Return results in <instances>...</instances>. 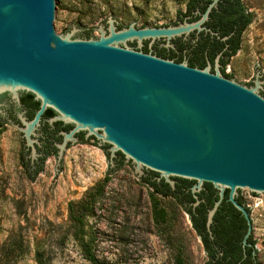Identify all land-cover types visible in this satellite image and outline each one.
I'll use <instances>...</instances> for the list:
<instances>
[{"label": "water", "instance_id": "95a60500", "mask_svg": "<svg viewBox=\"0 0 264 264\" xmlns=\"http://www.w3.org/2000/svg\"><path fill=\"white\" fill-rule=\"evenodd\" d=\"M213 0L202 17L175 27L116 30L110 21L108 34L99 39L58 35V0H0V117L7 119L10 98L25 146L35 154V131L48 109L72 126L58 144L60 160L67 143L101 139L135 169L144 167L158 175L171 189L175 178L194 181L197 194L204 183L218 191V200L207 212L206 228L221 204L225 191L233 207L244 217L247 230L242 246L252 234V223L240 194H264V96L255 87L237 84L220 71L219 57L204 69L189 67L131 49L136 41L166 42L187 37L203 28ZM151 46L149 45V48ZM31 95L39 103L27 120L19 95ZM255 258L256 253L252 252Z\"/></svg>", "mask_w": 264, "mask_h": 264}, {"label": "rangeland", "instance_id": "374dc122", "mask_svg": "<svg viewBox=\"0 0 264 264\" xmlns=\"http://www.w3.org/2000/svg\"><path fill=\"white\" fill-rule=\"evenodd\" d=\"M190 0H58V35L75 38L85 30L91 38L116 30L175 27ZM252 21L229 59L225 74L264 93V0H241ZM194 31V30H193ZM191 31V32H193ZM190 32V33H191ZM189 33V34H190ZM188 34V35H189ZM154 42H149L152 46ZM166 42H164L165 44ZM264 96V95H263ZM22 138L9 125L0 129V264H36L34 245L51 243L50 264H91L82 246L92 240L96 264H205L207 256L189 216L170 198L153 196L131 160H110L111 148L101 140L67 143L60 160L49 158L33 178L24 165ZM106 149V150H105ZM108 173L110 175L108 176ZM107 179L77 240L66 235L68 206ZM239 197L249 210L257 264H264V194ZM161 209L165 216L157 218ZM66 236V238H65ZM64 238V239H63ZM64 245L55 248V245Z\"/></svg>", "mask_w": 264, "mask_h": 264}, {"label": "trees", "instance_id": "16d2710c", "mask_svg": "<svg viewBox=\"0 0 264 264\" xmlns=\"http://www.w3.org/2000/svg\"><path fill=\"white\" fill-rule=\"evenodd\" d=\"M202 0H190L187 4V12L188 14L191 13L192 9L199 4V2ZM223 2L220 3V12L213 11L212 16H218V19L222 21V24H218V26L221 28L223 33H219V38L217 37H200L193 41V43H185L180 42L179 40L174 41L176 50L171 51V56H178V62L181 61V55L184 50L187 51V53H191V57L188 60V66L192 68L197 69H204L206 66V61L208 59L209 64L213 65V62L215 61L216 57H220L223 55L222 63V70L221 74L225 78H232L230 75H227L224 73L225 66H227L229 59L233 57L236 52L239 50L240 47V38L244 30L248 27V25L252 21V15L247 12L244 5L242 4L241 0H235V5L232 3V1H226L222 0ZM232 6H235L233 11L231 12L230 9H232ZM205 6L201 7V11L205 10ZM216 13V14H214ZM185 13L180 14V16H184ZM179 16V17H180ZM232 30L235 31L232 35H230ZM91 31L92 30H85L83 35L86 37V39L91 37ZM230 35V36H229ZM227 36H229L227 38ZM220 40H223L222 42ZM226 40V41H225ZM225 41V42H224ZM174 47V46H173ZM224 48L226 50L220 53ZM145 51L147 52V47L145 46ZM157 54L159 56L166 57V48H156ZM220 53V54H219ZM205 54H207V58H205ZM196 66V67H194ZM214 70L211 69V73H213ZM264 95V93H262ZM31 95H26L23 98L25 107L28 111V116L31 119L35 113V111L38 109V102H34L32 100ZM52 115H54L53 111L49 110ZM72 128L70 125H66ZM93 138V137H91ZM95 139V138H93ZM86 142V141H82ZM109 147V146H107ZM106 150V149H105ZM117 157L119 158L118 163L122 165L124 161V157L122 154L117 153ZM26 170H29V166L25 165ZM43 166H40L38 168V171H36L33 175L28 174L29 177L33 178L35 175H37L39 172H41ZM110 173H108V176ZM157 176L156 173L150 172L148 173L147 177L142 178V183L145 184L152 192L153 196H160L162 198H170L174 201L175 205L180 207L183 212H185L189 218L190 222L192 224V228L196 232L197 236L200 238L203 246L207 249H211L209 242V237L207 233L206 228V220H207V210L208 207L212 209L213 204H210L207 206L204 199V193L205 190H213L216 191L213 186L209 183L203 184L202 195H197L199 199V204L197 206H193L194 202L196 201L193 198V195L190 191L191 186L195 183L194 181H189L185 179L175 178V187L174 189H171V187L165 183L163 180H161L159 183L156 181V179L152 180ZM107 183V179H104L101 183L96 184L89 193L85 195V197L79 201L71 202L68 206V225L66 227V235L70 234L72 235L73 239H78L80 236L84 233V228L86 225V220L90 217L94 216V206L96 204V201L98 199H101L104 194V187ZM217 192V191H216ZM228 197V190L225 191ZM201 197V198H200ZM219 198V196H218ZM228 199V198H227ZM237 203L244 204V202L241 200V198L238 196L236 198ZM231 204V203H229ZM245 205V204H244ZM226 205L221 203L219 207L217 208L213 218H212V224L211 228L215 231L214 236L215 240L218 244V247L224 250V244L228 243V239L224 238L223 230L228 224L233 223L238 227L240 230L237 232V247L239 248V252H235L232 255V258L228 261H223L220 257L216 258L214 255L212 258L206 261L205 264H257V257L255 255V258L252 255V252L254 250V241L252 240V234L247 240V243L250 244V246H246L245 249L242 246V240L244 238V235L247 230V224L242 216V214L236 210L233 205H231V210H226ZM154 211L155 216L157 218H162L165 222V216L164 213L161 211H157V204L154 200ZM246 207V206H245ZM209 209V210H210ZM246 210L249 213V210L246 208ZM250 215V214H249ZM222 228V237L220 235ZM218 233V234H217ZM217 234V235H215ZM66 238V236H65ZM221 238H222V244H221ZM64 239V238H63ZM235 239V238H234ZM92 240H88L86 243H84L82 246V252L84 258L91 264H96L95 256L91 252L92 247ZM234 243V242H233ZM64 245L63 241L61 244L55 245V248L62 247ZM222 245V246H221ZM51 243L48 241V239L43 238L36 240L34 245V261L36 264H50V253L52 251Z\"/></svg>", "mask_w": 264, "mask_h": 264}, {"label": "flooded vegetation", "instance_id": "af4514ba", "mask_svg": "<svg viewBox=\"0 0 264 264\" xmlns=\"http://www.w3.org/2000/svg\"><path fill=\"white\" fill-rule=\"evenodd\" d=\"M226 1H232V3H234L233 5H235V0H226ZM212 2H213V0H202V1H200L199 4L196 5L192 9L190 14H188V12H187L188 10L186 8L185 12H184L185 15L180 16L177 23H183L184 21H186L188 23H192V22L198 21L202 17L203 13L207 10V8L209 7V5ZM222 2H223L222 0H218L217 3L211 8V10L208 14V19L201 25V27L203 28L202 30H200V31L194 30L186 38L183 36V37H178V38L172 39L170 41V43L174 46V48H166V53H167L166 57L159 56L157 54V51H156V48H164L163 47L164 42H161V41L154 42L150 48L148 45L149 41H143V45L140 48L137 47L136 41L128 42L127 45L131 49H133L134 51H139V52L146 53V54L151 53L152 55H154L158 58L178 62V56H171V53H170L171 51L176 50L174 41L179 40L180 42H185V43L189 42L191 44V43H193V41H195L196 39H198L200 37H210V38L211 37H217V38H219V33H223L221 28L218 26V24H222V21H220L218 19V16H216V17L212 16L213 11L220 12L219 7H220V3H222ZM202 6L206 7L204 11H201ZM234 7L235 6H232V9H230L231 12L233 11ZM214 14H216V13H214ZM229 33H231L230 35H232L233 33H235V31L232 30ZM78 36L83 38V39H86V37L83 35V33L78 34ZM229 36H227V38ZM220 41L222 42L223 40H220ZM145 46L147 47V50H148L147 52L145 51ZM225 50H226V48H224L220 53L222 54V52H224ZM181 56H182L181 57L182 59H181L180 63L186 62V64L188 65V60L191 57V53L190 52L187 53V51L184 50L182 52ZM205 58H207V54H205ZM223 59H224L223 55H221L219 57L220 71L223 68L222 63H221V61ZM206 62H207L206 63V66H207L209 64L208 59ZM194 67H196V66H194ZM211 69L214 70V62H213V65H211V63H210V72H211ZM26 95H28V94L20 93V95H19V102H20L19 106H20L21 112L23 113V116L27 120H31V119H33V117H34V115L38 109L35 111L33 117L30 119L28 116V111H27L25 104H24V101H23V98ZM32 100L34 102H36L33 98H32ZM6 104L9 106V108L6 110L7 119L0 117V129L3 126L9 125L8 122H11L15 125H20V120L18 119V116L16 115L15 106H14L13 101L10 98H7ZM38 108H39V103H38ZM52 117H54V115H52L48 109L41 116L39 127L35 131L36 136L32 137L34 140H36V143H34V149H35L34 155H32V153H31V148H28L25 146V141L22 137V134L17 129H15L13 126L9 125L10 127L15 129L21 135L24 165L29 166V170L27 171V175L28 174L33 175L36 171H38V168L40 166L44 165V163L47 159H49V158L57 159L58 151H59V148L57 147V145L61 144L63 142V138H64L62 133H68L72 129L71 127L64 125L60 121H54L53 123H50L49 120ZM74 137L76 138L77 143H80L82 141L87 142L88 140L93 139V138H89V139L85 140V134L82 132L74 134ZM93 140H95V139H93ZM66 150H67V146H66ZM118 160H119V158L117 157V161ZM147 175L148 174H145L144 177H147ZM154 179H156V181L158 183L162 180V179L158 180V175L155 178H153L152 180H154ZM174 181H175V179H174ZM202 191H204V190H201L197 195H202ZM216 191L205 190V193L203 194L204 199H202V201L204 200L205 203L207 204V206H209L210 204H213L214 202H216L218 200V191L217 192ZM197 198H198V196H197ZM227 198L228 197H227V194L225 192L223 200L221 203L222 204L224 203L226 205L225 206L226 210L230 211L232 204H229L230 202L227 201ZM209 209L210 208L208 207L207 211H209ZM206 231L208 233V237L210 240L208 245H210V247H211V249H207L203 246L204 250H205V254L207 256V260L212 258L214 255L216 258L220 257L223 261H228L232 258V255L235 252H239V248L237 247V244H236L237 243L236 236H237V232H239L240 230L233 223L228 224V226H226L223 230L224 238H227L228 241L230 240L228 243L223 245L224 250L221 249L222 247L221 248L218 247V244L215 240L216 236H214L215 231L211 228V226H210V229L206 230ZM217 234H215V235H217ZM220 235L222 237V228H221ZM221 244H222V238H221Z\"/></svg>", "mask_w": 264, "mask_h": 264}]
</instances>
